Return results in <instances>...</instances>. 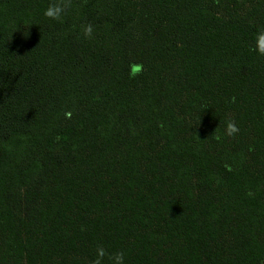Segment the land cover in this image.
<instances>
[{
    "label": "trees",
    "instance_id": "16d2710c",
    "mask_svg": "<svg viewBox=\"0 0 264 264\" xmlns=\"http://www.w3.org/2000/svg\"><path fill=\"white\" fill-rule=\"evenodd\" d=\"M49 2L0 0V264H264V0Z\"/></svg>",
    "mask_w": 264,
    "mask_h": 264
},
{
    "label": "clouds",
    "instance_id": "9594fccd",
    "mask_svg": "<svg viewBox=\"0 0 264 264\" xmlns=\"http://www.w3.org/2000/svg\"><path fill=\"white\" fill-rule=\"evenodd\" d=\"M72 7V0H50L48 7L44 10V16L50 20L63 22V17L67 14L68 10ZM93 32V26L88 24L83 28V34L85 37H91ZM252 51L256 52L260 56H264V29L258 31L254 37L252 44ZM239 132L237 124L228 120L225 127V135L228 137H234ZM217 140L221 137L217 136ZM105 257L111 262V264H124L125 254L123 251H117L109 253L102 245H98L95 252V258L91 261V264H104Z\"/></svg>",
    "mask_w": 264,
    "mask_h": 264
}]
</instances>
